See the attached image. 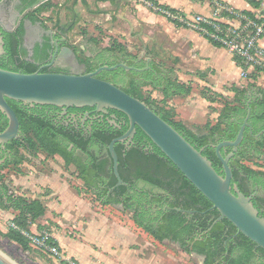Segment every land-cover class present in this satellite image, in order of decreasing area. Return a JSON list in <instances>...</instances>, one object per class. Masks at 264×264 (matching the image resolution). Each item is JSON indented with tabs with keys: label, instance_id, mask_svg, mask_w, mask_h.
<instances>
[{
	"label": "trees",
	"instance_id": "1",
	"mask_svg": "<svg viewBox=\"0 0 264 264\" xmlns=\"http://www.w3.org/2000/svg\"><path fill=\"white\" fill-rule=\"evenodd\" d=\"M49 1L30 0L29 5L39 2L40 4L27 14L26 18L32 23L40 22L42 26H45L39 15L53 7ZM147 1L158 6L153 0ZM251 3L255 7L258 6L257 2L256 4L255 2ZM83 4H85L84 1ZM247 14L251 17L254 15L253 13ZM23 34L22 24L11 33L2 32L4 56L0 57L1 69L25 74L36 71L33 64L26 62L27 52L21 46ZM212 44L220 48L217 44ZM104 51L120 55L124 59L135 60L136 58V54L128 52L121 46L108 47ZM81 62L88 69L91 68L88 58H83ZM149 66L150 70L147 71L132 70L128 72L120 68L113 72L102 71L97 78L108 81L109 76H112L113 84L135 98H137V90L144 87L160 91L163 102L174 96L185 97L191 93L190 87L178 83L170 76L171 74L160 69L153 61ZM137 67H139L138 69L144 68L145 62L141 61ZM41 72L45 73L46 71ZM117 73H122L125 78L116 82ZM243 93L244 91L241 90L235 91L234 105L228 103L223 106L219 115L221 120H218L213 126L206 124L203 128L206 131L204 134L193 133L181 122L174 121L164 107H156L147 101L143 102L183 135L193 147L197 150L203 148L202 155L211 162L217 173L222 174L219 171L221 165L215 155L214 148L209 144L223 140L216 138L221 134L226 135L228 130L232 132L230 135H226L229 140H232L236 135L239 127L230 119L237 113L245 115L240 100L244 96ZM260 94L263 97L260 103L262 111L257 115L259 120L264 121V95ZM203 96L212 102V99L204 93ZM7 103L16 114L20 135L18 139L5 145L12 152V156L11 159L3 160L0 164V201L4 210L13 209L18 214L12 220L15 228H9L3 237L17 244L23 251L30 249L29 240L23 232L31 233L30 226L45 215L46 206L40 200H26L22 197L12 196L9 194L8 186L1 182L3 170L11 164L18 166L22 163L18 158L19 148L14 146L16 141L22 142L28 150H38L49 157H59L65 166L72 165L83 188L96 198L98 204L101 206L121 205L124 211L131 213L134 224L157 242L161 243L167 240L177 244L187 254L194 253L202 256V264H256V257L259 258L260 264H264L262 263L264 250L256 247L243 235L238 234L234 226L227 220L219 221L209 232L204 233L218 217L217 211L210 210L211 203L196 190L139 128H136L133 140L127 148L124 147L125 143L114 145L118 173L122 181L127 184V186L115 187L116 179L113 175L112 161L107 146L111 140L121 136L128 129V120L122 113L108 111L118 118L125 119L126 124L121 126L120 130L105 123L93 127L92 135L88 137L72 128L53 126L49 116L45 114L47 108H51V106L34 105L30 107L11 100H7ZM6 126L7 120L0 112V132ZM69 144H73V149L70 151L68 150ZM263 147L264 142L256 143L255 152L257 155L254 158H261ZM75 150H79L80 153H76ZM221 154L224 156L223 150H221ZM244 159L247 164L250 162L247 156H244ZM0 161H2L1 155ZM247 164H243L239 160H231L229 163L232 172L231 185H236L243 194L245 193V186L242 182L244 178L258 183L264 188V170L254 169ZM251 201L259 212V205L264 200L255 197ZM174 209L192 213H181ZM235 233L237 235L234 238L231 237ZM54 244L58 248L57 243L54 242Z\"/></svg>",
	"mask_w": 264,
	"mask_h": 264
},
{
	"label": "rangeland",
	"instance_id": "2",
	"mask_svg": "<svg viewBox=\"0 0 264 264\" xmlns=\"http://www.w3.org/2000/svg\"><path fill=\"white\" fill-rule=\"evenodd\" d=\"M103 1L105 0H50L49 3L53 7L43 11L39 16L48 27L62 26L67 28L68 38L82 58H88L93 53L105 48L117 46L123 47L132 54L148 55L160 69L171 74L170 76L178 83L190 87L194 96L204 93L210 97L216 103V113H220L222 107L228 103L234 105L233 98L236 90L245 92L256 89L264 95V67L252 71L246 79L247 84L239 80L224 87L220 91L221 95L213 94L211 89L203 85L204 79L210 74L209 69L198 68L194 60L193 62L189 60L188 64H185L181 59L186 57L185 48L183 49L178 43H170L167 39L164 41L161 28L160 36L156 35L157 41L151 42L155 32L158 31L152 27L149 28L146 17L152 13L168 21L166 17L136 0H128L126 8L124 5L121 7L116 4L115 0H110L113 7H106L103 5ZM258 1L259 4L263 3L264 5V0ZM136 5L141 8L136 9ZM120 13L124 15L116 17V14ZM108 14H110V18L105 21ZM137 21L140 26L133 27L132 25ZM150 31H153L154 34ZM166 41L168 47L163 45ZM159 43L162 45L160 46ZM153 44L156 49L151 48ZM224 57L221 64L230 66L232 62L226 56ZM136 97L156 107H164L174 121L183 124L173 112L174 107L168 102L169 99L163 102L161 92L151 89H138ZM218 120L221 119L219 117L212 119L209 124L214 125ZM192 126L189 125L188 127H192L196 134L206 132L205 129H196L197 126ZM14 146L19 148L18 158L21 159L22 163L18 165L19 170L7 171L2 175V182L8 186L9 194L26 200H40L44 205L48 203L45 215L30 226V234H47L51 237L52 234H59L70 242L65 244L68 249L76 250L78 247L73 245L72 239L76 244H80L84 251V257L89 261L92 256H98L100 260L104 261L106 258H112L113 264L114 261H117L118 264H125L122 256L116 257L114 255L115 249L110 247L107 240L99 241V238H95V233H89L86 214L76 217L75 211L71 208L73 201L76 200V196L72 193H75L87 201L92 210L91 213L105 215L108 223H116L132 230L138 236L139 240L137 241L145 246L143 251L147 256L144 258L145 260L148 259L151 252H155L157 257L160 256V258L158 257V264H202V256L194 253L187 254L177 247V244L167 240L163 241L161 246L150 236L140 233L139 228L132 221L131 213L124 211L121 205L101 206L98 204L95 197L85 192L82 182L77 178L75 169L66 167L60 158L48 157L38 150H28L21 142H15ZM261 150L263 161L249 162L248 166L264 170V147ZM43 180L47 183H44ZM46 184L53 186L59 197L54 195ZM66 185L69 186V189ZM59 199L63 201L61 202ZM79 206L78 212H83V207ZM17 214L13 209L4 210L0 201V255L3 258L11 264H68L66 261L62 262L56 257L41 252L32 245L28 251H23L17 244L3 237L9 228H13L12 220ZM99 237L101 239L100 234ZM135 249L136 245L130 244L127 250L135 251ZM65 253H67L66 257L61 255L67 259L69 251L66 250ZM135 256L137 255L135 254Z\"/></svg>",
	"mask_w": 264,
	"mask_h": 264
},
{
	"label": "water",
	"instance_id": "3",
	"mask_svg": "<svg viewBox=\"0 0 264 264\" xmlns=\"http://www.w3.org/2000/svg\"><path fill=\"white\" fill-rule=\"evenodd\" d=\"M18 24H13L9 27L0 22V29L5 33H11ZM23 29V41L29 40L33 33L38 37L52 33L50 29H45L41 23L32 24L30 21H24ZM3 46V37L0 33V57L4 55ZM63 51L71 54L69 49L65 48ZM136 59L138 63L144 61L145 67L135 69L125 64H117L111 67L101 66L94 72L77 75L43 73L40 70L25 74L0 68V112L7 120L6 128L0 132V147L4 149L5 145L18 139L20 135L18 119L8 105L7 100L20 102L30 107L38 105L64 109L92 108L95 112L103 115H107L109 110L120 112L128 120V129L121 136L111 140L107 146L112 161L113 175L116 179L115 187L127 186V184L119 176L114 145L116 143H125L128 146L135 135L136 128H139L196 190L211 203L210 210L217 211L218 217L212 222L207 232L216 223L225 219L234 226L238 234L243 235L256 247L264 250V218L259 215L257 209L253 206L251 197L241 193L236 185H231L232 172L229 160L233 153L225 157L221 154V149L225 147H231L233 152H236V147L243 139L246 122L239 128L233 141H223L219 144L211 145L215 150V155L222 169V174L217 173L211 162L202 155L203 149L197 150L193 147L183 135L161 119L143 101L125 93L117 85L97 78L102 71H115L119 68L124 71L150 70L149 65L152 59L148 55L144 56L141 53ZM141 89L154 90L151 87ZM178 97L184 98L183 96ZM111 117L115 118L114 115H111ZM110 124H114V122L111 121ZM53 158L59 157L54 156ZM261 161H263L262 158L253 157L250 159V162ZM2 162L3 160L0 161V164ZM66 167L75 169L72 166ZM14 170H19V168L11 164L1 174ZM85 192L88 193L86 190ZM4 200L6 201V198ZM174 210L181 213H190L186 210ZM139 231L148 235L140 228ZM158 243L161 246L163 244V242ZM177 247L179 246L177 245ZM0 264L11 263L0 255Z\"/></svg>",
	"mask_w": 264,
	"mask_h": 264
},
{
	"label": "crops",
	"instance_id": "4",
	"mask_svg": "<svg viewBox=\"0 0 264 264\" xmlns=\"http://www.w3.org/2000/svg\"><path fill=\"white\" fill-rule=\"evenodd\" d=\"M128 0H115L119 6H127ZM158 4V6L163 7L166 10H169L174 13H178L183 17H191L194 15H209L213 9L214 1H219L231 8L242 11L244 13H255L259 7L258 0H153ZM251 2L258 3L257 7H255ZM103 5L106 7H113L112 1L105 0L103 1ZM136 9H140L139 5H136ZM124 15L123 13L116 14L117 16ZM146 16V14H144ZM110 18V14L106 15L105 21H108ZM147 18V23L149 28L152 27L158 32H155V35L151 39V42L157 41V36H160V28L163 30V39L164 41L167 39L170 43L180 44V46L186 51V57H182L181 59L185 64H188L189 60L191 62L196 61V65L198 68L209 69L210 74L204 79L203 85L213 91L215 95H221L220 91L228 86L229 83H236L240 80V82H244L247 84V80H243L240 78V70L239 66L235 58H233L227 51L223 48L215 47L213 44L200 36L199 34L186 29L179 24L178 22H173L171 20H164V18H160L155 14L149 13ZM177 25H176V24ZM179 25V26H178ZM133 27L140 26V23L137 21L132 25ZM153 29V31H154ZM153 31L150 33L154 34ZM157 33V34H156ZM158 36V37H159ZM161 46L162 44L159 43ZM165 47H168V42L163 43ZM264 46V41L261 43ZM151 48L156 49V46L153 44ZM182 51V50H181ZM189 55V57H188ZM156 56V55H155ZM227 57L232 62L230 66L222 65V59ZM206 95V94H205ZM196 96V97H195ZM193 95V92L187 96L185 99L181 97L174 96L168 100L172 107H174L173 112L179 117V119L183 122V124L191 130L193 133V126H197L196 129H203L206 124H209V121L212 119H217L220 113L215 112L216 103L214 101H208L203 93L198 95ZM207 96V95H206ZM195 97V98H194ZM192 127H188V126ZM213 126V124H209ZM45 181V180H43ZM44 183H47L45 181ZM60 183V182H59ZM48 185V184H46ZM65 185V184H64ZM49 186V185H48ZM67 186V185H66ZM52 187V188H51ZM69 189V186H67ZM54 195L57 194V190L53 188V186H49ZM71 190V189H70ZM76 196V200L73 201V206L71 207L73 211H75L76 217L87 215L88 220L86 222L87 229H90L89 233L94 234L95 238L99 241H108V244L111 248H114V255L122 256L125 260V264H158V259L155 252H151L148 256L143 252L145 250V246L138 242V236L129 228L120 226L116 223H108L107 216L102 214H97L92 212L89 208L87 201L83 200L80 196L75 193H72ZM59 197V195H58ZM60 200V199H59ZM61 202L63 200H60ZM48 203H45L47 206ZM81 205L83 207V212H78L77 208ZM58 206V205H57ZM79 206V207H78ZM86 206V207H85ZM46 213V212H45ZM101 235V239L99 237ZM49 237L57 243L59 247V251L66 257V250L69 251V255H67V259L76 262L77 264H113L112 258H106V260H100L98 256H92L91 260H87L83 255V250L80 244H76L72 239L73 245L77 247V249L72 250L68 249L65 244L70 243L68 239L62 238L59 234H52V237ZM146 243V242H145ZM130 244H135V251L127 250ZM147 245H150L147 243ZM151 247H153L151 245ZM135 254L137 256H135ZM192 254V253H191ZM142 255V256H141ZM114 264H118L117 261H114Z\"/></svg>",
	"mask_w": 264,
	"mask_h": 264
},
{
	"label": "flooded vegetation",
	"instance_id": "5",
	"mask_svg": "<svg viewBox=\"0 0 264 264\" xmlns=\"http://www.w3.org/2000/svg\"><path fill=\"white\" fill-rule=\"evenodd\" d=\"M30 0H0V22L4 23L7 26H12L13 24L23 25L24 21H29L26 18V15L29 14L33 9H35L39 4L29 5ZM31 22V21H30ZM32 23V22H31ZM40 22H35L32 24H36ZM17 26V27H18ZM16 27V28H17ZM45 29H50L52 31L49 35H44L42 37H38L34 33L29 40H22V48L27 52L26 62L33 64L35 66V70L43 71L45 70L48 73H60V74H86L90 72H94L97 68L101 66H115L117 64H125L129 63L127 66L137 67L139 65L133 59H124V57L115 54H109L104 50H100L98 52L93 53L90 57H88L91 68L88 67L81 62L83 60L82 57L78 54L79 52L76 50V47L68 38V29L62 26L59 27H48L43 26ZM15 28V29H16ZM62 31V33H60ZM2 30L0 29V33L2 35ZM24 35V34H23ZM3 37V36H2ZM57 46V47H56ZM69 49L71 54H67L64 52V49ZM82 50V49H81ZM4 56V55H3ZM2 56V57H3ZM1 57V58H2ZM86 58V57H85ZM116 71V70H115ZM113 72V71H108ZM129 72V71H128ZM118 77L116 78V82H119L120 79H124L125 77L122 73H117ZM113 77L109 76V80L111 83L113 82ZM243 97L240 98L241 104H243L242 109L245 112V115L235 114V116L231 117V121L234 122L239 128L246 122V126L243 131V139L241 143L236 147V152H233L231 147H225L223 150L224 157L230 153H233V156L229 160H239L243 164H247L244 156H247L249 159L253 158L256 154L255 148L257 142H264V121L259 120L257 114L262 111V107L260 103L263 100L262 95L256 90L251 89L247 90L243 93ZM256 113V114H255ZM45 114L49 116L50 122L53 126L64 127V128H72L77 132L82 133L83 136L91 137L93 127L97 125H103L105 123H109V125L114 126L117 130H120L121 126L126 124L124 118H118L114 114L108 113L107 115H103L101 113H97L92 108H56L51 107L47 108ZM111 115H114L115 118H112ZM113 121L114 124H110ZM238 128V131H239ZM237 131V133H238ZM232 132L228 130L226 135H230ZM236 133V135H237ZM220 135V134H219ZM225 134H221L220 137L216 138L217 140L223 139L220 141H216V143L209 144L216 145L223 141H233L229 140ZM133 140V139H132ZM124 147H128L124 144ZM0 155L2 156V160L11 159L12 152L8 148L2 149L0 147ZM73 149V144H69L68 150ZM203 149V148H202ZM76 153H80L79 150H75ZM215 151V150H214ZM245 154V155H244ZM103 156V153H102ZM72 166V165H71ZM73 167V166H72ZM219 171L222 172L221 166H219ZM243 177V176H242ZM243 185L245 186V196L251 197V199L255 197L262 198L264 200V188L261 187L258 183L250 181L246 178L243 179ZM140 186V185H139ZM191 214L192 212L189 211ZM259 213L264 218V202H261L259 205ZM208 230V229H207ZM207 230L204 233H207ZM209 232V231H208ZM237 233L232 234L231 237H235ZM256 264H260L258 261L259 258L256 257ZM264 263V261H262Z\"/></svg>",
	"mask_w": 264,
	"mask_h": 264
},
{
	"label": "built area",
	"instance_id": "6",
	"mask_svg": "<svg viewBox=\"0 0 264 264\" xmlns=\"http://www.w3.org/2000/svg\"><path fill=\"white\" fill-rule=\"evenodd\" d=\"M144 3L168 20L178 22L183 27L199 34L211 43L217 44L235 58L240 70V78L246 80L252 71L264 67V5L261 3L253 17L247 13L235 10L219 1H214L212 12L209 15H194L183 17L147 0H136ZM15 228L14 225H12ZM30 245L41 252L56 257L68 264L76 262L64 259L47 235H33L24 233ZM50 240V241H49ZM52 240V241H51Z\"/></svg>",
	"mask_w": 264,
	"mask_h": 264
}]
</instances>
